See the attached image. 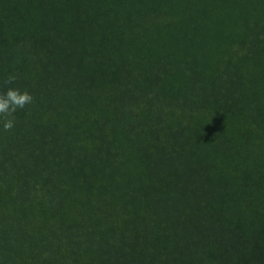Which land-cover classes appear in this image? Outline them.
<instances>
[{"label": "trees", "instance_id": "1", "mask_svg": "<svg viewBox=\"0 0 264 264\" xmlns=\"http://www.w3.org/2000/svg\"><path fill=\"white\" fill-rule=\"evenodd\" d=\"M8 88L0 264H264V0H0Z\"/></svg>", "mask_w": 264, "mask_h": 264}, {"label": "clouds", "instance_id": "2", "mask_svg": "<svg viewBox=\"0 0 264 264\" xmlns=\"http://www.w3.org/2000/svg\"><path fill=\"white\" fill-rule=\"evenodd\" d=\"M14 75L9 76L5 81L6 84H11L15 81ZM33 97L28 93H21L19 89L8 88L3 94H0V120H3V128L9 131L14 127L13 115L17 109H23L27 104H30Z\"/></svg>", "mask_w": 264, "mask_h": 264}]
</instances>
